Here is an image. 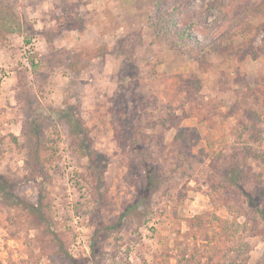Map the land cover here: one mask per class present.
Returning a JSON list of instances; mask_svg holds the SVG:
<instances>
[{"label": "rangeland", "instance_id": "1", "mask_svg": "<svg viewBox=\"0 0 264 264\" xmlns=\"http://www.w3.org/2000/svg\"><path fill=\"white\" fill-rule=\"evenodd\" d=\"M248 195L264 208V0H0V264H264Z\"/></svg>", "mask_w": 264, "mask_h": 264}, {"label": "trees", "instance_id": "2", "mask_svg": "<svg viewBox=\"0 0 264 264\" xmlns=\"http://www.w3.org/2000/svg\"><path fill=\"white\" fill-rule=\"evenodd\" d=\"M1 19L6 22L7 26L10 23L9 20V15L5 16L4 14L1 15ZM13 23V22H12ZM14 25V23H13ZM175 25L173 23H166L164 27H161L159 25L158 32L161 36L168 38V33L169 32L171 35L176 33L175 35L177 36L178 39H174V41H171L170 46L172 48H180L184 50H188L193 54L194 59H196L201 67H203L205 64L208 63L207 61V53L212 52L213 47L205 46L202 45L198 40L193 37L191 31L188 30V28L182 29H176L174 27ZM17 31L21 29V26L19 23H17V27H15ZM167 28H170L167 30ZM15 29L12 27H9V32L14 31ZM29 43L30 41L27 40ZM239 52L241 53H247V50L241 49ZM70 120H73L74 124L72 126L74 132H73V139L75 140V147L77 148V151L84 157L88 158V165L87 168L89 170V173L93 175L94 177H97L98 179H103L104 173L106 171V166H107V160L106 156L101 154L94 146L92 143V139L90 137V129L86 125L83 124V120L81 116H71ZM75 129H79L75 131ZM154 168L147 164L144 167L145 175H144V182L145 185L143 186V196L150 194V192L153 190L154 182H157L156 180V175L154 173ZM235 176L232 175V178ZM262 174L256 175V181L258 183L261 182ZM233 179V180H234ZM249 201L251 203V207H255V210L260 214V216L264 220V208H261L259 205L256 204V201L253 199L251 195H248ZM209 217L208 215H197L193 218V223L195 227L198 226H203L205 224L206 218ZM121 218L119 220L112 224V225H107L105 226L106 230H110L113 228H116L120 224ZM94 246V245H93ZM95 247V246H94ZM93 247V248H94ZM186 258V253L184 252L182 257L179 259V262Z\"/></svg>", "mask_w": 264, "mask_h": 264}]
</instances>
